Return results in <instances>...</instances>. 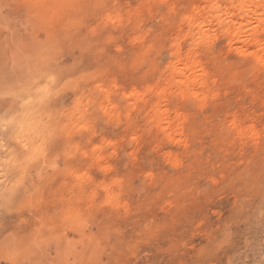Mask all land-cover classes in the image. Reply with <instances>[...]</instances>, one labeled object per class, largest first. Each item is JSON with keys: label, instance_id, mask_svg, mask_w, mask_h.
Returning <instances> with one entry per match:
<instances>
[{"label": "rangeland", "instance_id": "obj_1", "mask_svg": "<svg viewBox=\"0 0 264 264\" xmlns=\"http://www.w3.org/2000/svg\"><path fill=\"white\" fill-rule=\"evenodd\" d=\"M195 1L0 0V264H264V61Z\"/></svg>", "mask_w": 264, "mask_h": 264}, {"label": "bare ground", "instance_id": "obj_2", "mask_svg": "<svg viewBox=\"0 0 264 264\" xmlns=\"http://www.w3.org/2000/svg\"><path fill=\"white\" fill-rule=\"evenodd\" d=\"M201 1L204 2L203 8L201 6ZM216 3L213 4L212 0H197L191 7L190 14L195 16H197L198 13L203 14V19L201 23H199L201 28H204L205 26L208 28L211 22H214V24L216 23L218 26L224 24L225 27L226 25V31L231 37L233 44L237 41L240 42L239 39L241 38V34L244 32L246 33V30H248L250 32L248 34L250 35L245 38L248 34L246 36L243 34L245 39L243 38V41H241L246 49H252L249 56L253 61L256 63L263 62L264 41L257 40L259 30L254 27V21L257 13L262 12L264 14V0H258L254 3L253 0H230L229 6L226 7L221 14L218 12V9H221L218 8L220 5H216ZM199 68L200 67L191 60L185 61L183 67L179 64L171 67V76L175 80V82H173L176 88L178 90H184V92H187L188 94L193 93L191 92L193 90H191V87L195 86L198 82L199 77L196 76V71ZM161 104L162 98L161 96H158L154 106L153 121L157 127L162 130L166 127V130L167 120L165 119L164 112H162L160 108Z\"/></svg>", "mask_w": 264, "mask_h": 264}, {"label": "snow or ice", "instance_id": "obj_3", "mask_svg": "<svg viewBox=\"0 0 264 264\" xmlns=\"http://www.w3.org/2000/svg\"><path fill=\"white\" fill-rule=\"evenodd\" d=\"M42 0H36L37 6L41 4ZM11 87L9 78L5 77L3 84L4 91L0 93V143H6L9 140H14L19 135L20 125L16 118L15 109L10 106L7 97L10 95L8 89ZM27 149L23 145L17 150V155L20 162L23 163L26 156ZM15 264V262H14Z\"/></svg>", "mask_w": 264, "mask_h": 264}]
</instances>
